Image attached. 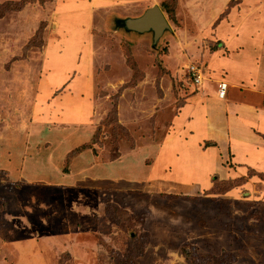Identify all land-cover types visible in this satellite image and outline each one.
<instances>
[{
	"label": "rangeland",
	"instance_id": "374dc122",
	"mask_svg": "<svg viewBox=\"0 0 264 264\" xmlns=\"http://www.w3.org/2000/svg\"><path fill=\"white\" fill-rule=\"evenodd\" d=\"M79 3L0 0V264H264V178L225 192L228 184L218 180L240 172L226 147L218 156H228L221 165L229 170L210 177L217 180L214 192L169 195L183 192L182 176L168 169L171 160L156 166L163 181L141 183L151 176L147 148L161 143L197 92L188 68H200L203 81L219 66L225 78L222 64L239 51L231 42L259 17L264 26V0H115L91 13L79 12ZM152 6L169 26L155 47L151 33L117 30V19ZM250 35L243 46H254ZM53 71V86L80 74L92 84L82 124H62L53 104L66 84L44 95ZM60 129L74 143L85 140L82 151L103 161L137 151L131 171L119 175L134 187L111 190L105 187L111 181L87 176L77 187L52 189L53 165H65L62 152L45 149L62 138ZM28 157L37 160L32 169Z\"/></svg>",
	"mask_w": 264,
	"mask_h": 264
},
{
	"label": "crops",
	"instance_id": "0c3cea01",
	"mask_svg": "<svg viewBox=\"0 0 264 264\" xmlns=\"http://www.w3.org/2000/svg\"><path fill=\"white\" fill-rule=\"evenodd\" d=\"M75 1H81L77 5L79 12L89 11L91 13V10L102 5V3L115 0H67L69 4ZM83 15L87 16V13ZM260 23H262V20L259 17L256 22L241 30L239 38L231 42L230 47L239 51L231 55L222 64L223 67L220 70L227 72L225 78H221L219 75L221 74L219 66L214 69L209 68L212 70L211 73L206 75L200 87L196 86L197 92L193 91L180 106L171 120L169 129L163 136L161 143L147 148L152 159L151 167L148 169L151 176L145 177L141 183L151 184L157 180L163 181L166 177H163V174L157 170L156 166L161 164L163 168L167 160H171L172 164L171 166L168 165V169L174 170L173 175L182 176L180 183L183 184V192L169 193V195L201 196L212 191L214 180H210V177H217L220 173H224L225 170L226 172L229 170L221 165L227 159L229 153L231 154L232 164H236L235 168L240 171L238 177L232 179H245V181L228 192L243 187L250 179L259 178V180H263L261 176H264V26ZM120 29L122 30L121 27L117 28V30ZM124 32L137 36L151 33H139L133 30L126 31L125 29ZM248 32L251 33L250 38L254 43L253 47L243 46L240 43ZM76 33L79 36L81 34L78 30ZM260 34L261 39L259 38ZM77 37L75 36V38ZM60 59L58 61H61ZM56 77L54 71L50 73L47 80L48 83L46 82L49 93L47 92L44 95L49 96L51 92L53 93V88L59 90L66 84V87L61 91V95L54 98L53 104L55 106L58 105L57 111L63 114L61 116L62 124L64 121L66 123H78L75 125L82 124L92 107L88 99L92 84H90L88 78L85 79L80 74L74 75L69 83L65 81L66 76V78L59 80L62 81L59 85L53 86L57 82L54 80ZM221 85L226 87L223 94L220 93ZM237 91L242 92V94H232L233 92L237 93ZM233 95H236V97ZM212 100L219 102L221 105H215L214 107ZM65 116L66 118L64 119ZM57 132L63 135L61 136L62 138L49 141L51 149H45V151L50 152L53 147L55 151L57 150V153L60 152L61 154L62 152L59 162L62 166H66L68 158L71 159L66 168L64 166L59 169L56 165H53V179L50 180L52 183H47L52 189L57 191L63 190V188L77 187L79 185L76 184H79L87 176L92 181L105 183L111 181L105 186L111 190H117L121 187L122 190H125L126 188L132 189L134 187L133 185L136 183H133L132 179H122L119 175L131 171L129 161L137 151L122 154L111 161H103L101 157L95 156V153L93 154L89 150L81 151L79 155L71 157L72 152H75L87 142L82 140L80 143L77 141L74 143L75 139H69V132H66V130L60 129L55 131V133ZM80 137L86 139L84 134ZM222 146L227 148L226 158L218 156ZM142 150L144 151V149ZM51 158L52 156L47 158L46 168H51L53 164ZM28 159L29 162L31 158L28 157ZM79 162L82 163L81 166ZM36 164L37 160L30 161V167ZM231 171L235 174L233 169ZM159 176L160 179H158ZM186 178L188 180L185 181ZM93 186L94 189L97 187ZM83 187L86 186L84 185ZM71 213L73 212H69V214ZM50 241L55 242L53 239H50ZM80 248L82 250L83 245Z\"/></svg>",
	"mask_w": 264,
	"mask_h": 264
},
{
	"label": "water",
	"instance_id": "95a60500",
	"mask_svg": "<svg viewBox=\"0 0 264 264\" xmlns=\"http://www.w3.org/2000/svg\"><path fill=\"white\" fill-rule=\"evenodd\" d=\"M116 23L118 28H124L126 31L133 30L139 33L151 32L152 47L156 46L163 32L169 29L165 16L157 6L147 9L144 14L138 18L117 19Z\"/></svg>",
	"mask_w": 264,
	"mask_h": 264
},
{
	"label": "built area",
	"instance_id": "2783aa9c",
	"mask_svg": "<svg viewBox=\"0 0 264 264\" xmlns=\"http://www.w3.org/2000/svg\"><path fill=\"white\" fill-rule=\"evenodd\" d=\"M188 74L192 80L194 86H199L202 83V71L196 66H190L188 68ZM226 90L224 85L220 86V93L223 94Z\"/></svg>",
	"mask_w": 264,
	"mask_h": 264
},
{
	"label": "trees",
	"instance_id": "16d2710c",
	"mask_svg": "<svg viewBox=\"0 0 264 264\" xmlns=\"http://www.w3.org/2000/svg\"><path fill=\"white\" fill-rule=\"evenodd\" d=\"M21 7H17L15 8L14 10H20ZM83 149H86L85 145H83L82 147H80V149H77V152L78 151H82ZM253 174V172H251ZM262 178H264V176H261ZM215 180V179H214ZM245 181V179H240V180H232V181H220L218 180V182L220 183H225L228 184L227 186V189L225 190V192H228L230 189L234 188V187H237L241 184H243V182ZM215 182H217V180H215ZM215 182H214V185H213V188H212V191L214 192V189H215ZM211 191V192H212Z\"/></svg>",
	"mask_w": 264,
	"mask_h": 264
}]
</instances>
